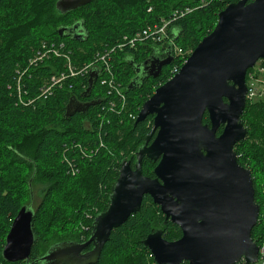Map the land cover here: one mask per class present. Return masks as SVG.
Listing matches in <instances>:
<instances>
[{"label": "trees", "instance_id": "16d2710c", "mask_svg": "<svg viewBox=\"0 0 264 264\" xmlns=\"http://www.w3.org/2000/svg\"><path fill=\"white\" fill-rule=\"evenodd\" d=\"M234 1L238 0H93L62 13L56 7L57 0H0V264H41L37 260L52 245L89 238L94 217L109 205L122 161L131 160L134 166L136 152L152 129V116L135 124L143 103L173 75L174 69L180 70L197 44L213 30L219 12ZM186 7L192 10L172 22L168 37L157 43L119 48L124 36L132 37L148 25L160 24L175 10ZM76 23L85 32L82 39H74L73 33L60 34V27ZM44 42L57 47L65 44L60 49L62 55L52 54L29 67L38 50H43ZM113 48L116 80L127 96L123 110L121 105L119 112L110 110L111 96L100 78L90 95L83 97L90 73L99 70L98 66L87 74L69 76L49 97H39V88L53 73H69L65 55L80 68L95 61L99 51ZM170 48L173 59L159 76L137 80L136 64L147 60L154 49L166 57ZM176 48L183 52L176 53ZM259 62L264 65V60ZM255 70L256 67L248 70L249 86L250 73ZM20 76L21 95L16 86ZM131 82L133 88H129ZM73 97L99 103L85 112L66 116L67 104ZM242 120L248 135L235 149L239 163L252 173L255 200L261 206L252 237L263 245L264 103L248 98ZM204 122H209L208 113ZM222 130L223 126L218 134ZM71 164L76 173L71 171ZM156 164L146 157L144 174L154 177ZM34 182L41 186L42 199L34 207L36 240L31 257L29 261L9 262L3 256L6 236L21 207L34 206ZM158 228L163 229L167 240L182 236L178 225L171 220L165 223L161 208L147 195L141 210L113 229L96 264H158L144 244Z\"/></svg>", "mask_w": 264, "mask_h": 264}, {"label": "water", "instance_id": "95a60500", "mask_svg": "<svg viewBox=\"0 0 264 264\" xmlns=\"http://www.w3.org/2000/svg\"><path fill=\"white\" fill-rule=\"evenodd\" d=\"M91 1L57 0L56 7L65 13ZM80 28L76 23L60 27L59 32L73 33L79 40L85 34ZM172 59L170 48L166 57L149 58L135 68L138 74L157 77ZM260 60H264V0L231 2L180 70L143 103L135 124L152 116V129L136 152L134 166L131 160L122 161L109 205L94 217L89 238L56 243L37 261L96 264L113 229L139 212L148 195L161 208L165 223L171 220L182 230L173 241L164 238L162 228L146 237L144 244L158 264L256 263L260 247L252 231L261 206L255 200L251 170L239 163L235 146L248 135L242 120L249 94L247 73ZM142 67L150 70L139 72ZM98 75L99 70L91 71L83 97L90 95ZM97 103L73 97L66 116ZM205 113L209 122H204ZM146 157L157 162L154 177L143 172ZM35 211L32 204L23 205L14 218L3 249L7 261L30 260L36 240Z\"/></svg>", "mask_w": 264, "mask_h": 264}, {"label": "built area", "instance_id": "2783aa9c", "mask_svg": "<svg viewBox=\"0 0 264 264\" xmlns=\"http://www.w3.org/2000/svg\"><path fill=\"white\" fill-rule=\"evenodd\" d=\"M191 10L192 9H189V7H186L181 10H175L174 12H172L170 18L163 19L161 21L162 23L160 24L155 23L153 25H148L141 31H138L135 34H133L132 37L124 36V41L118 44L119 48H123L125 46L134 47L137 46L138 43L140 44L146 42L157 43L161 41L163 37H168L167 29L172 24V22L176 20L178 17L183 16L185 12H189ZM64 45L65 44L62 43L60 46L57 47L55 43L47 44L44 42L42 45L43 50H38L34 58L29 61V67L32 66L33 64L37 65L39 62L48 59L52 54L56 56H61L63 52H61L60 49L63 48ZM113 50L114 48L110 51L109 50H105L104 52L99 51L96 55L95 61L88 64H84L80 68L74 66L70 57L65 55V57L68 59L67 66L69 69V73H65V72H61L58 74L53 73L50 76V79L46 80L44 84H42L41 87L39 88L40 91L39 97L40 98L49 97L53 93L54 89H56L58 86H62L69 76H76L80 73L87 74L94 66H98L99 75L97 79L100 78L101 85L105 86L108 89L109 96H111V98L109 99L110 110L119 112V110L117 111V109H119L118 108L119 105H121V110H123L127 106V96L125 94L124 87L121 85L119 81L116 80V75L114 72V68L112 66L111 51ZM182 52L183 51L181 48H176V53L181 54ZM178 71L179 70L174 69L173 75ZM26 72L27 70L24 69V73ZM173 75L170 78H172ZM251 75L252 73H250V76ZM20 80H21V76L19 77L16 86H17L18 94L21 95L23 90V85L21 84ZM253 94H254V90L252 86H249L248 98H252ZM130 116L135 118V116L133 115ZM70 167H71V171L73 173H76L77 171L76 167L72 164ZM259 247H260L259 259L256 263L253 264H264V244L259 245Z\"/></svg>", "mask_w": 264, "mask_h": 264}, {"label": "rangeland", "instance_id": "374dc122", "mask_svg": "<svg viewBox=\"0 0 264 264\" xmlns=\"http://www.w3.org/2000/svg\"><path fill=\"white\" fill-rule=\"evenodd\" d=\"M217 21H218V19H217ZM216 24H217V22H216ZM249 83L254 90V94L252 96V99L253 100H261V102L264 103V65L260 64V62H257L256 70L254 72H252V75L249 78ZM256 139H258V138H256ZM86 153L88 154V151H86ZM40 190H41L40 184L34 182L33 187H32V193L34 196V199H33L34 206L33 207H36L37 204L42 199V193Z\"/></svg>", "mask_w": 264, "mask_h": 264}, {"label": "flooded vegetation", "instance_id": "af4514ba", "mask_svg": "<svg viewBox=\"0 0 264 264\" xmlns=\"http://www.w3.org/2000/svg\"><path fill=\"white\" fill-rule=\"evenodd\" d=\"M152 57H154V58H164L163 57V55H162V53L158 50V49H154L150 54H149V56H148V59L149 58H152ZM144 67H146V65H144ZM143 69V70H142ZM142 69L139 71V72H144V73H147L148 72V70H150L149 68H143L142 67ZM137 74V71H136V73H135V75ZM143 76L145 77L146 76V74H141V73H139V77H138V79L137 80H139V79H141V78H143ZM137 80L135 81V82H137ZM83 241H85V240H83ZM80 242H82V241H80ZM93 246L92 245H90L89 247H88V249H86V250H89V249H91Z\"/></svg>", "mask_w": 264, "mask_h": 264}]
</instances>
